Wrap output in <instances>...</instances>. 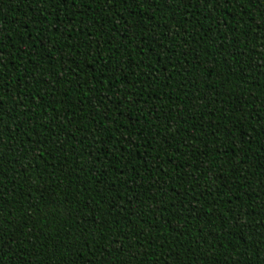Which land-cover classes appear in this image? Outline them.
Instances as JSON below:
<instances>
[{
	"label": "trees",
	"instance_id": "16d2710c",
	"mask_svg": "<svg viewBox=\"0 0 264 264\" xmlns=\"http://www.w3.org/2000/svg\"><path fill=\"white\" fill-rule=\"evenodd\" d=\"M0 264H264V0H0Z\"/></svg>",
	"mask_w": 264,
	"mask_h": 264
}]
</instances>
